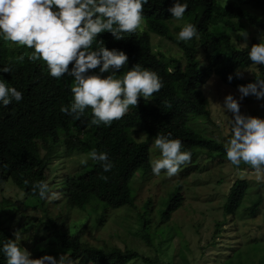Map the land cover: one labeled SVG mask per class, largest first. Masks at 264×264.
<instances>
[{"label": "trees", "instance_id": "obj_1", "mask_svg": "<svg viewBox=\"0 0 264 264\" xmlns=\"http://www.w3.org/2000/svg\"><path fill=\"white\" fill-rule=\"evenodd\" d=\"M181 3L189 6L183 20H174L167 11L173 5V0H149L144 9L145 21L135 34H125L124 40L119 42L114 41L108 33L99 37L110 50L115 48L129 57L128 65L115 78H122L123 72L138 63L141 68L156 72L164 82L163 89L155 93L150 102L140 98L137 108H130L122 120L113 122L110 127L103 124L88 127L92 119L91 109H86L84 117L79 121L62 113L61 106L73 102V77L53 79L42 61L29 63L27 56L23 63L18 62L16 57L22 53L30 54L32 50L5 42L0 37V69L6 66L13 69L10 74L0 73V79L9 88L15 87L23 93V99L19 103L13 101L8 107L0 103V182L9 179L25 197L41 201L38 192L36 195L32 194V187L36 182H46L47 162L29 154L26 144L31 140L46 147L47 144L57 143L63 150L76 154L88 155L92 150L106 152L113 162L112 170L104 172L101 164L88 156L86 170L78 175H68L60 181L58 191L68 208L82 209L91 197L108 209L133 206L128 181L137 170L143 171L142 178L145 179L150 173V166L147 144L134 140L132 134L146 133L148 141H154L157 134L169 133L171 139H180L184 145L182 151L192 152V162L182 168L179 179H186L198 172L200 157L215 166L228 163L225 144L231 135L226 137L225 143L205 138L188 125V120L194 117L208 121L207 103L199 88L211 76L232 89L242 85V80L235 73L239 74L243 69L254 70L253 82L264 80V66L254 65L248 59L251 46L263 43L261 35L253 34L248 39L245 38V33L249 30L264 34V0H228L225 5L217 0H181ZM175 22L196 25L200 31V39L187 43L179 41L173 33L176 27L172 25ZM150 34L174 45L180 57H167L163 61L162 54L152 52L148 36ZM197 51L202 56L203 66H200L199 59L195 57ZM90 74H99V71L97 69ZM230 74L234 76L231 83L227 79ZM105 176L108 177L107 180L102 179ZM251 189L244 179L232 182L221 205L223 220L215 224L209 245L214 244L215 233L227 217L230 222H236L257 215L262 203L259 197L242 207L249 195L255 194V190ZM180 193L181 188L177 186L160 213L161 222H167L170 213L177 208L182 200ZM148 203L149 200L144 205ZM104 216L98 218V226L104 221ZM37 228L46 231L45 237L40 240L48 239L50 244L65 253L63 264H129L136 260L142 264H157L154 257L149 259L126 248L96 249L81 243L77 236L70 234L66 214L59 213L46 218ZM142 228L146 229L145 223H142ZM7 239H14L13 235L8 227H0V249ZM32 239L33 242L37 241L35 237ZM140 240L147 245L151 243L150 238L143 235ZM252 241L250 239L245 244ZM249 249L246 262L254 258L257 250L260 255L255 264H264V250L258 249L256 242L250 243ZM238 260L239 264H245L240 263L239 258ZM0 264H6L2 251ZM217 264H222V261Z\"/></svg>", "mask_w": 264, "mask_h": 264}, {"label": "rangeland", "instance_id": "obj_2", "mask_svg": "<svg viewBox=\"0 0 264 264\" xmlns=\"http://www.w3.org/2000/svg\"><path fill=\"white\" fill-rule=\"evenodd\" d=\"M227 1L217 0L221 5H225ZM172 26L176 27L173 33L177 38L185 23L175 22ZM247 34L261 35L264 43L263 32L253 33L249 30ZM148 36L152 52L162 54L165 58L163 61L167 57H180V53L171 43L151 34ZM195 57L202 60L199 51ZM199 60L200 66H203V60ZM253 71L248 68L238 72L242 74V85L253 83ZM199 90L207 103L208 121L191 117L188 125L205 138L225 143L226 137L231 135V113H225L221 105L225 96L231 94L239 100L240 93L237 89L220 84L214 76ZM240 103L243 114L264 118V107H261L264 100L258 101L254 96H248ZM141 135L132 134V137L147 144L150 166V160L159 158V150L153 147V140L148 141L146 136ZM81 138L84 139V136ZM54 144H47L46 147L36 140L26 144L32 157L43 158L47 162L45 177L52 193L48 199L38 202L34 198L25 197L9 179L0 182V227H8L12 235L18 231L19 239H16V242L32 254L31 258L38 259L50 255L56 258L58 264L62 255L63 258L66 257L65 253L50 244L48 239L40 240L45 237L46 231L37 228L46 218L59 213L68 216L69 232L77 236L81 243L96 249L126 248L149 259L154 257L157 264H217L218 261H222V264H239L238 258L240 263L255 264L260 255L257 250L254 258L246 262L250 243L256 242L257 248L264 250V180H257L255 173L249 168H244L242 164L240 169L229 162L215 166L200 157L198 172L186 179H169L163 173L159 177L154 176L150 166V173L145 179L142 178L143 171L137 170L128 181L130 195L134 201L132 207L108 209L91 197L82 209H77L65 206L58 186L64 177L81 174L88 168L86 164L81 163L82 160L88 161V155L68 152L63 150L61 145ZM235 179H244L252 188L251 191L255 190V194L251 193L242 207L248 206L259 197L262 200L259 211L253 218L242 221L230 222L227 217L215 233L214 244L209 245L215 224L223 220L221 205ZM177 186L181 188L182 200L170 213L168 221L161 222L160 213ZM147 200L149 203L144 205ZM102 215H105L104 221L98 226V218ZM142 223L146 225L145 230ZM142 235L150 238V245L140 240ZM33 237L37 238V241L33 242ZM13 238L15 239L14 235ZM250 239L253 241L245 244ZM201 246L203 248L200 249ZM229 256L230 259H227ZM129 264L142 263L136 260Z\"/></svg>", "mask_w": 264, "mask_h": 264}, {"label": "clouds", "instance_id": "obj_3", "mask_svg": "<svg viewBox=\"0 0 264 264\" xmlns=\"http://www.w3.org/2000/svg\"><path fill=\"white\" fill-rule=\"evenodd\" d=\"M149 0H0V37L5 42L18 47L31 49L30 54H20L16 60L36 63L42 61L48 75L56 80L65 76L73 77V102L61 106L60 111L79 121L86 109H91L92 119L88 127L111 126L122 120L130 108L139 106L140 98L149 101L155 93L164 87L162 78L154 71L143 69L137 63L122 78L116 74L128 65V55L115 48L109 49L103 39L104 33L111 35L114 41L124 40L125 34H135L145 21L144 9ZM188 4L173 0L167 9L176 21L183 20ZM181 42L200 39L198 27L185 24L177 34ZM245 38L248 39L247 32ZM249 61L264 66V43L253 44L248 52ZM71 65V68H70ZM98 69L99 74L95 73ZM11 66L0 69V73L12 72ZM107 73L108 75H103ZM237 78L242 74L235 73ZM234 76L228 75L231 83ZM240 99L229 94L221 105L225 113H231V136L225 144L227 161L240 169L241 164L249 166L257 180H264V118L246 115L241 112V103L245 97L254 96L264 100V80H256L247 85H238ZM23 93L15 87L9 88L0 79V103L10 106L13 101L19 103ZM171 107L170 104H167ZM264 107V104L261 105ZM142 134L141 136H146ZM168 135L157 134L153 147L159 150V158L150 160L151 171L159 177L162 173L169 179L178 177L182 168L192 162V152L182 151L180 139H171ZM88 156L99 162L104 172L114 167L106 152L92 150ZM87 164L86 160L81 161ZM107 180L108 177H102ZM41 200L49 198L51 189L45 181L36 182L32 194ZM7 239L0 251L6 258V264H57L55 257L44 255L33 259L32 254ZM63 255L58 264H63Z\"/></svg>", "mask_w": 264, "mask_h": 264}]
</instances>
